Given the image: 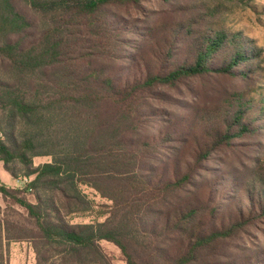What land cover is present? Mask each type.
I'll use <instances>...</instances> for the list:
<instances>
[{"label": "trees", "instance_id": "trees-1", "mask_svg": "<svg viewBox=\"0 0 264 264\" xmlns=\"http://www.w3.org/2000/svg\"><path fill=\"white\" fill-rule=\"evenodd\" d=\"M143 1L0 0V165L26 180L0 179L4 203L23 210L0 207V264L18 242L35 264H112L101 241L126 264H236V235L264 217L259 163L202 175L233 140L264 134L262 99L234 92L188 119L155 106L190 79L259 84L263 50L200 12L161 21ZM156 1L169 14L177 2ZM84 186L108 203L103 221L67 220L94 208Z\"/></svg>", "mask_w": 264, "mask_h": 264}, {"label": "rangeland", "instance_id": "rangeland-1", "mask_svg": "<svg viewBox=\"0 0 264 264\" xmlns=\"http://www.w3.org/2000/svg\"><path fill=\"white\" fill-rule=\"evenodd\" d=\"M141 6L156 12L161 21H177L188 17L190 11L192 14L200 12L202 17L211 20L219 28L222 27L231 32H242L263 50L262 62L259 67L262 80L259 84L255 81L242 82L228 78L190 79L178 84L177 88H165L170 103L167 101L155 103L156 108H164L176 118L188 119L189 117H198L197 114L204 110L221 107L223 100L234 92H248L251 96H257V100L260 98L264 102V0H177L171 14L167 12L166 7L156 0H145ZM133 15L141 20L144 18L141 11H133ZM224 103L226 102L224 101ZM16 126L17 130L23 129V125L20 123ZM222 152L223 154H214L204 164L205 170L202 175L212 176L214 171L215 176L230 179L233 176L241 177L242 174H248L249 170L255 168L257 163H259L258 167L264 168V160L262 159L264 156V134L251 138L235 139L232 141V146L226 147ZM51 161L52 158L49 156H39L33 159L35 166ZM24 185L25 182L23 181L19 185L20 187L15 188H23ZM81 188L83 193L94 202V208L89 213L73 215L67 220L71 223L103 221L104 214L108 212V203L102 200L92 189L85 186ZM231 194L236 196V192ZM28 198L32 202L35 201L33 195H29ZM222 205L229 206V203L224 201ZM0 207L5 210L6 216L15 217V212L23 213L19 207H7L1 194ZM100 245L112 264H126L120 250L114 244L101 241ZM227 252L236 264H264V257H257L258 252H264V217H259L247 226L244 232L238 233L232 242V247ZM16 256L21 259L20 262L18 261L20 264L36 263L25 244L9 245L5 259L7 257L8 263H10L9 259L11 257L16 258Z\"/></svg>", "mask_w": 264, "mask_h": 264}, {"label": "crops", "instance_id": "crops-1", "mask_svg": "<svg viewBox=\"0 0 264 264\" xmlns=\"http://www.w3.org/2000/svg\"><path fill=\"white\" fill-rule=\"evenodd\" d=\"M0 179L4 185L11 187V188L20 187L19 185L22 184L23 181L26 182V180H23L21 178L14 179L7 171H5V169L3 168L2 165H0ZM12 244H25L26 249H28L32 253V256L34 257V261H35V254H34V251H33L32 247L29 243L18 242V243H11L10 245H12ZM20 260L21 259L17 256H16V258L11 257L9 259V262H10L9 264H20L19 263Z\"/></svg>", "mask_w": 264, "mask_h": 264}]
</instances>
